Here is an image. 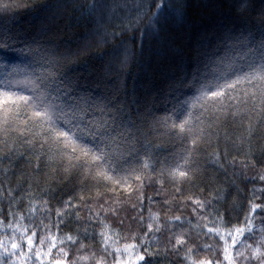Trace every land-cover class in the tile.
<instances>
[{
	"label": "trees",
	"instance_id": "trees-1",
	"mask_svg": "<svg viewBox=\"0 0 264 264\" xmlns=\"http://www.w3.org/2000/svg\"><path fill=\"white\" fill-rule=\"evenodd\" d=\"M157 2L0 0V39H8L11 45L0 51V89L32 95L29 88L17 87L16 81L42 77L48 91L64 96L65 83L70 82L65 100L89 97L97 103L119 102L127 112L124 123L133 122V137L112 160L110 174L121 180L119 184L95 179L94 173L81 167L66 172V159H49L47 149L41 152L38 138L35 145L29 144L33 135L27 131L31 122L23 123L26 109L0 127V242L9 250L13 231L19 236L27 228L29 235L37 232L33 252L47 253L49 240H56L51 257L42 255L36 264H55L56 259L62 264H129L128 255L116 253L115 248L123 249L125 243L139 245L145 237L146 250L153 253L146 257L151 264H192L193 260L199 264L206 259L228 264L224 241L208 233L204 225L213 227L215 221L224 235L245 227L251 202L264 206V180L260 179L264 175V119L253 114L251 138L234 145L231 141L242 132L239 119L222 116L218 139L214 135L211 143L199 144L188 165L196 171L187 181L173 180L168 171L183 163L191 147L189 136L157 123L197 96L202 84L217 79L223 83L225 77L218 69L223 70L229 61L233 71L228 79H234L233 72L251 70L249 64L259 54L248 53L247 42L240 41L264 36V0H171L177 11L173 15L169 9L167 21H162L156 33L150 17ZM149 4L153 7L137 24ZM49 74L55 78L47 79ZM241 87L237 86V93ZM209 116L215 118L211 112ZM217 152L223 167L213 162ZM146 160L148 168L143 167ZM133 173L141 174L142 180H136ZM196 200L211 204L194 211ZM58 211L63 214L57 215ZM157 215L162 226L158 232ZM176 216L182 223L175 221ZM250 219L251 231L237 236L235 247L229 238L234 264H260L248 245L264 251V213L258 210ZM104 224L111 226L107 252L99 235L106 231ZM180 233L186 234L188 244L174 252L169 240ZM67 235L79 240L67 241ZM42 238L43 248L38 243ZM241 251L245 255H239ZM24 252L17 261L0 248V264H33L26 247ZM132 264H136L135 257Z\"/></svg>",
	"mask_w": 264,
	"mask_h": 264
},
{
	"label": "snow or ice",
	"instance_id": "snow-or-ice-1",
	"mask_svg": "<svg viewBox=\"0 0 264 264\" xmlns=\"http://www.w3.org/2000/svg\"><path fill=\"white\" fill-rule=\"evenodd\" d=\"M7 7V5H4V10H7ZM137 7L139 8L141 5L138 4ZM152 7V4L145 7V11L137 17V24L143 16L148 15ZM154 7L156 12L151 15L150 23L153 31L158 33L162 27V21L166 22L168 19L166 13H168L169 9H172L174 15L177 11V6L171 0H159ZM245 41L248 45V53L259 54L258 60L253 59L252 63L249 64L250 71L243 72V74L233 72L234 79H228L229 71H233V64L229 61L224 65L223 70L218 69L221 71L222 76L225 77L223 83L217 79L214 82L202 84L198 89L199 94L197 96L191 100L184 101L179 108L174 109L172 115L157 121V123L169 130L179 129V134H187L190 138L191 147L187 154L182 157L183 163L168 171V175L173 180L187 181L193 178L196 169H190L188 165L196 154L200 143H211L214 135L218 139L216 130L222 116L231 115L233 119H239L242 132L236 137V140L231 141L234 145L237 143L243 144L245 139L251 138L254 131L253 114L260 119H264V36L258 41L248 40L245 37V40L240 41V43ZM10 47L8 39H0V51L7 50ZM245 56L247 57V53H245ZM127 59L128 54L126 53L125 63ZM4 67H7V64ZM11 75V72L7 73V76ZM54 78L55 74H49L47 79L51 80ZM62 83L65 82L62 81ZM21 85L29 88L33 94L22 95L16 91L0 89V127L3 124H8L13 114L18 118L22 109H26L24 112L26 119L23 123L28 125L31 122L27 131L33 135V139L28 141L29 144L35 145L38 138L41 152L43 153L47 149L49 159L57 157L66 159L69 165L68 168H65L66 172L70 168L81 167L89 174L94 173L95 179L108 180L116 184L121 183L120 179H115L110 173L113 170L112 160L117 154V150L123 144L129 143L130 138L133 137V122L129 120L127 124L124 123V117L127 115L125 106L119 102L113 103L111 100L97 103L89 97H73L71 101H67L64 96L70 95L69 90L72 87L70 82L65 83L64 96L54 95L48 91L45 78L42 77L16 81L17 87ZM238 85L242 86L239 93L236 92ZM197 109H199L198 113ZM210 112L214 115V119L210 118ZM178 115L183 117L179 121L176 118ZM90 116L92 117L91 119L89 118ZM245 118L247 120L246 123ZM260 119L256 120L257 124L260 123ZM225 138L227 140L231 139L227 133H225ZM213 162L223 167L221 156L218 152L214 153ZM143 167H149L147 160L144 162ZM133 175L136 180H142L141 174L133 173ZM260 179L264 180V175ZM214 198L219 199V197ZM195 204L197 207L194 211H203L206 210V206L210 205L211 202L196 200ZM258 210L264 213V206L251 202L249 214L244 217L245 227H235L224 235L220 234L221 229L215 225V221L212 222L213 227H208L207 224L204 225L208 233H215L224 241V260L228 261V264H234L230 254L229 238H231V247H235L237 243L236 237L245 231H251L247 225L251 224L250 217H254ZM62 214L59 211L57 212V215ZM96 215L100 216V213H96ZM20 218L24 219L23 216ZM203 218L201 217V219ZM155 219L158 223L159 216L157 215ZM174 219L175 221H181L179 216ZM218 219L223 224V218L218 217ZM161 227L158 223L155 231H160ZM104 228L106 231H101L99 235L104 242V251L107 252L108 241L111 239L107 230L111 226L104 224ZM148 231H153L151 224L148 225ZM233 232L235 235H233ZM36 236L37 232L35 230L29 235L27 228L23 229L22 234L19 236L13 231L12 239L9 241L11 250L5 247L2 242H0V248H3L4 253L9 257L16 256L17 261H19V257L25 255L24 249L26 247L28 259L33 260V264H36V261L41 260L42 255L51 257L52 248L57 246L56 240L52 238L49 240L51 247L48 248L47 253L42 254L39 250L33 252L36 244L33 237ZM125 239H135V237H126ZM66 240L76 243L79 237L67 235ZM169 242L172 243L171 250L174 252H179L182 248L187 247L188 244L185 233L174 234ZM38 243L43 248L45 239H39ZM60 243L63 244L64 240H61ZM146 246L149 245L145 237L141 244L125 243L123 249L115 248V252L121 255L128 253L129 264H132L133 257H135L136 264H140V262L151 264L150 261L146 260V257L153 255V253L147 252ZM206 248L210 250L212 246L207 245ZM248 248L251 249L254 258L260 261V264H264V251L259 246L253 247L251 244L248 245ZM140 249H145V251L141 252ZM59 251L64 252V249L60 248ZM165 251L167 252L168 249L165 248ZM188 252L192 253L193 249L188 248ZM65 255L67 254L65 253ZM239 255L243 256L245 253L241 251ZM0 259H3L2 255H0ZM185 259H190V257L186 256ZM17 261H12V264H17ZM55 264H62V262L60 259H56ZM192 264H197V262L193 260ZM199 264H220V262L216 259H206L199 261Z\"/></svg>",
	"mask_w": 264,
	"mask_h": 264
},
{
	"label": "rangeland",
	"instance_id": "rangeland-1",
	"mask_svg": "<svg viewBox=\"0 0 264 264\" xmlns=\"http://www.w3.org/2000/svg\"><path fill=\"white\" fill-rule=\"evenodd\" d=\"M125 254H127V255H128V253H125Z\"/></svg>",
	"mask_w": 264,
	"mask_h": 264
}]
</instances>
